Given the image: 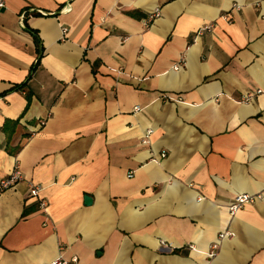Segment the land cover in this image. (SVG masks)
<instances>
[{"label":"crops","instance_id":"obj_1","mask_svg":"<svg viewBox=\"0 0 264 264\" xmlns=\"http://www.w3.org/2000/svg\"><path fill=\"white\" fill-rule=\"evenodd\" d=\"M16 167L0 264H264V0H4Z\"/></svg>","mask_w":264,"mask_h":264},{"label":"built area","instance_id":"obj_2","mask_svg":"<svg viewBox=\"0 0 264 264\" xmlns=\"http://www.w3.org/2000/svg\"><path fill=\"white\" fill-rule=\"evenodd\" d=\"M4 7V0H0V11L1 9ZM24 16V15H23ZM206 28H210V26L208 27H204L203 29ZM180 66L177 65L176 68H178ZM261 90H256V94L261 93ZM244 100H248V97H245ZM142 143H146L145 140L142 141ZM162 157H164V153L161 154ZM22 176H21V172L19 170L18 167L14 168L12 171H10L7 176H5L4 178L0 179V191L2 190H6L8 188L13 187L19 180H21ZM32 195H37L38 193V187L37 186H33L31 187V192ZM256 196L253 195H247V194H238L236 195V197H234V199L231 201V203L228 205V211L230 214H234L237 210H239L240 208H242V206L246 203L252 202L254 200ZM232 233L229 231H224L219 233L216 241L213 243V245L210 248V251L208 253V258H212L215 254V250L218 246V243L223 240L226 237L231 236ZM76 262V258H71L69 261L68 260H64V259H56L48 264H73Z\"/></svg>","mask_w":264,"mask_h":264},{"label":"trees","instance_id":"obj_3","mask_svg":"<svg viewBox=\"0 0 264 264\" xmlns=\"http://www.w3.org/2000/svg\"><path fill=\"white\" fill-rule=\"evenodd\" d=\"M26 13L29 14V12H28L27 10H26ZM32 14L38 16V15H40V14H41V15H45L46 13H44V12H42V11H39V12H35V11H34ZM28 30H29V32L33 35V37H34V41H35V43H36V46L40 45L41 43H40V39H39L37 33H36L34 30H31V29H28ZM42 48H43V47L41 46L40 53H39V55H38V57H37L35 63H34L33 66H32V70L35 69L36 66H37V64H38L39 57L42 55ZM25 84H26V83H22V84H20V85H16V86H15V89H17V90H23Z\"/></svg>","mask_w":264,"mask_h":264},{"label":"water","instance_id":"obj_4","mask_svg":"<svg viewBox=\"0 0 264 264\" xmlns=\"http://www.w3.org/2000/svg\"><path fill=\"white\" fill-rule=\"evenodd\" d=\"M91 201H92L91 197H89V196H85V197H84V203H85L86 205L90 204Z\"/></svg>","mask_w":264,"mask_h":264}]
</instances>
